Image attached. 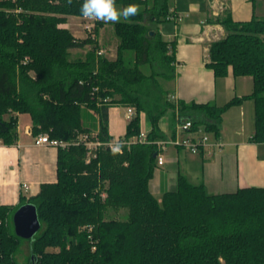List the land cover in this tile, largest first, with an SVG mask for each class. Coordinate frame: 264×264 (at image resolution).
Returning a JSON list of instances; mask_svg holds the SVG:
<instances>
[{
    "label": "trees",
    "instance_id": "1",
    "mask_svg": "<svg viewBox=\"0 0 264 264\" xmlns=\"http://www.w3.org/2000/svg\"><path fill=\"white\" fill-rule=\"evenodd\" d=\"M168 2L116 0L144 9L132 23H113L117 56L109 60L97 55L102 22L95 38L83 40L64 27L67 17H83V0H0V141L16 143L15 114L28 113L34 137L48 134L69 144L58 148L55 184L42 185L37 196L16 206H0V264H20L21 241L29 242L28 264H264V188L212 195L179 175L175 190L158 200L149 189L156 145L135 143L121 152L101 147L87 162V149L78 144L83 134L112 140L113 105L136 109L124 140L143 132L145 115L147 138L155 142L165 138L159 122L170 111L217 136L223 113L244 100L254 103L253 141L264 143V20L235 22L226 15L220 23L227 35L209 50L207 66L215 77H226L229 68L236 77H252L250 95L222 107L176 104L156 76L141 69L159 56L174 73L169 44L149 27L167 21ZM86 47L84 59H70L71 50ZM91 113L98 116L97 133ZM86 117L93 122L86 124ZM27 203L37 207L41 223L32 240L17 237L13 225L14 213ZM109 210H127V219H108Z\"/></svg>",
    "mask_w": 264,
    "mask_h": 264
},
{
    "label": "crops",
    "instance_id": "2",
    "mask_svg": "<svg viewBox=\"0 0 264 264\" xmlns=\"http://www.w3.org/2000/svg\"><path fill=\"white\" fill-rule=\"evenodd\" d=\"M172 2H168L169 13L176 19L162 22V28H156L173 54L174 73L165 88L170 100L176 104L184 102L222 107L233 99L250 95L254 87L252 77H236L229 68L226 77L216 78L207 63L211 44L227 35L220 20L228 14L235 22L264 20V0ZM69 19L78 20V24L71 25ZM98 22L103 23L98 31V43L108 54L111 50L102 33L105 22ZM80 23L81 17L70 16L64 27L75 38L83 40L85 37H78L71 31L74 26L81 28ZM87 49L89 47L75 50L86 52ZM125 109L124 105L119 104L109 108V134L114 141L126 135L129 121L125 117ZM170 113L172 119L168 117ZM93 115L96 117L93 132L97 133L98 116ZM15 116L18 132L16 143L4 145L0 141V206H16L21 198L28 200L37 196L42 185L57 182L58 148L36 146L31 115L18 113ZM198 117L205 118L203 114ZM178 118V112L174 114L170 111L160 120L159 128L165 135L164 139H184L198 130H205L200 124L191 134L178 132ZM141 129L146 133L151 131V124L145 115L141 117ZM208 135L219 146H209L198 154L172 146L163 152L164 164L157 165L149 182L150 192L155 198L161 200L164 193L175 190L179 175L193 185H203L206 192L212 195L232 193L246 187L264 188V143L253 141V101L244 100L226 110L218 125V135ZM23 184L30 186L28 192L22 189Z\"/></svg>",
    "mask_w": 264,
    "mask_h": 264
},
{
    "label": "built area",
    "instance_id": "3",
    "mask_svg": "<svg viewBox=\"0 0 264 264\" xmlns=\"http://www.w3.org/2000/svg\"><path fill=\"white\" fill-rule=\"evenodd\" d=\"M82 19V28L86 34L87 37L95 38V30L97 27L98 21H91L84 17H81ZM176 18L172 15L167 17V20H175ZM178 21H180V18H177ZM105 50L100 47V49L97 51L98 56H104ZM107 101V100H105ZM125 112L126 119L131 122L136 117V109L132 106H127ZM194 125L192 121L190 120H184V121H178V132L183 133H193ZM146 132H141L138 136L132 138L131 140H111L108 143H102L100 141L93 140L95 138L96 134H83L78 139V144L83 145L87 149V162L91 160V158L95 157V152L101 148V147H107L115 152H121L122 148L125 146H130L135 143H145V144H154L157 147L158 153H157V165L162 166L164 164V154L163 152L170 146L172 147H180L187 151H189L192 154H198L205 148L215 145L219 146L218 144L211 141L210 136L207 132L198 130L194 132L190 137L188 138H174V139H163L155 142H150L147 138ZM34 144L36 146H49V147H55V148H65L69 144L67 142L58 141L51 139L48 134H42L39 136H36L34 138ZM118 149V150H117ZM22 189L25 192H28L30 190V186L27 184L22 185ZM105 197V195H103Z\"/></svg>",
    "mask_w": 264,
    "mask_h": 264
},
{
    "label": "rangeland",
    "instance_id": "4",
    "mask_svg": "<svg viewBox=\"0 0 264 264\" xmlns=\"http://www.w3.org/2000/svg\"><path fill=\"white\" fill-rule=\"evenodd\" d=\"M172 1L173 0H170L171 4H173ZM117 7L122 8L123 6L117 5ZM143 9H144L143 7H139V12L142 11ZM69 22L71 23V25L73 23H75L74 25L78 24V20H75V19L74 20L69 19ZM121 22H123V20H121ZM80 24H81V28H82L83 23H80ZM104 24H105V26L103 27V31H102L103 37H106L107 40H105V43L109 47V49L111 50V51H109L108 54L105 53L104 57H106L109 60H115L116 56H117V53L115 52V49H116L115 47H117L118 38L115 35L113 23H104ZM163 24L164 23L154 24L151 22V23H149V27L152 30L156 31V28L157 27L162 28ZM81 28L80 27L77 28V26H74L71 31L78 37H85L86 38L87 36H86L84 30H83V28L82 29ZM97 37H98V34H97ZM103 49L105 50V48H103ZM87 51H88V49H87ZM87 51L84 52V51H79V50H73L71 52L70 59L71 60H75V59H79V58L84 59L86 54H87ZM131 58L133 59V57H131ZM141 69L145 74H147L149 76L155 75L159 84L162 86V88L164 90H166L165 88L168 84V81L171 80V78H172L171 75L173 73L171 70H169L167 68V66L164 63L161 62V59L159 56H156V57L148 60L147 65L142 66ZM91 114L93 115V113H91ZM168 117H169V119H172V113H170ZM85 122H86V124H88V123H92L93 121L89 117H86ZM232 192H235V191H232ZM208 194H210V193H208ZM127 214H128L127 210H121L119 212H116L114 210H109V212L107 213V218L108 219H116L118 221H125L127 219ZM54 251H59V250L56 248ZM29 255H30L29 242L21 241V246L17 252V257H16L17 260L20 261V264H28L27 259H28Z\"/></svg>",
    "mask_w": 264,
    "mask_h": 264
},
{
    "label": "clouds",
    "instance_id": "5",
    "mask_svg": "<svg viewBox=\"0 0 264 264\" xmlns=\"http://www.w3.org/2000/svg\"><path fill=\"white\" fill-rule=\"evenodd\" d=\"M67 3L71 5L72 0H67ZM80 13L84 18L91 21L119 23L123 20L126 23H132L131 18L139 14V6L129 4L118 8L116 0H83Z\"/></svg>",
    "mask_w": 264,
    "mask_h": 264
},
{
    "label": "water",
    "instance_id": "6",
    "mask_svg": "<svg viewBox=\"0 0 264 264\" xmlns=\"http://www.w3.org/2000/svg\"><path fill=\"white\" fill-rule=\"evenodd\" d=\"M13 225L17 237L24 240L34 239L41 230L37 207L30 203L22 205L13 215Z\"/></svg>",
    "mask_w": 264,
    "mask_h": 264
}]
</instances>
